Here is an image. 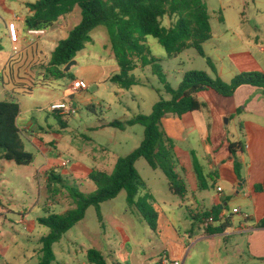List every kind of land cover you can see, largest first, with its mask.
I'll list each match as a JSON object with an SVG mask.
<instances>
[{
	"label": "rangeland",
	"instance_id": "obj_1",
	"mask_svg": "<svg viewBox=\"0 0 264 264\" xmlns=\"http://www.w3.org/2000/svg\"><path fill=\"white\" fill-rule=\"evenodd\" d=\"M35 1L0 0V74L12 51L11 42L4 35L6 32L4 22L25 16L26 2ZM201 1L207 8L211 35H213V39L202 44V48L213 56L210 55L215 67L216 51L214 49L218 37L230 38L236 35V31L240 32L237 34L241 36L244 33L250 36H259L261 32L264 33V0ZM77 9L80 13L79 8ZM77 15L78 12H75V16H72L69 21V31L78 24L80 14ZM174 20H176L175 17L170 20L166 16L162 19V24L171 25ZM239 21L245 22L240 28L234 29L233 26ZM16 24L24 27L23 22L16 21ZM69 31L66 32L69 33ZM91 36L92 42L86 43L85 48L77 53L74 59L76 64L66 72L65 77L53 79L48 86L41 87L38 84L32 93L15 95L12 99L18 102L20 110L24 111L23 114L32 118L44 132L51 130L53 134H44L43 139L36 143L22 136L25 149L34 155V161L30 165H17L12 161L0 160V195L4 199V204L16 212V215L9 213L7 220L10 221L0 218V264H6V261L11 264L21 261L20 253L28 248L35 249L33 262L38 259L36 248L41 244L33 236L25 235L18 212L26 211L27 219L34 220L37 216L44 217L50 213H65L72 210L75 203L69 195L68 188H75L83 194H89L97 189L93 181L83 178L80 171L76 169L77 165L83 163L88 168L99 169L101 166L95 163L92 157L95 153L104 154L106 164L111 163L105 169L112 171L116 159L129 154L143 139L144 129L140 124L126 126L123 130L106 127L104 130L97 131L91 129L95 124L113 120L125 121L140 114L148 115L160 98L165 100L170 98L164 92L163 84L151 73L150 66L141 69L142 64L137 57L133 58L137 67L132 74L141 78V81L145 82L144 85H134L129 89H123L111 82V76L119 69L107 35L103 29L99 28L92 32ZM65 37V32L46 31L41 41L45 44L47 58L56 44ZM145 45L149 48L151 55L160 59L159 64L166 75V82L173 88H177L183 74L187 71L202 70L211 74L206 58L200 56L194 48L186 49L177 56L168 57L156 38L147 36ZM43 62L44 59L42 62H33L37 66L33 68V74L38 83L45 80ZM40 63L43 64L40 65ZM24 67L25 65H22V68ZM74 78L85 81L88 84L87 89L81 90L79 94L73 89L66 92ZM65 92L71 97L64 101L75 105L76 114L63 116L66 117L67 127L61 128L57 118L51 113L48 102L51 97H55V93L61 95ZM9 96L8 91L0 83V100L10 99ZM188 129L190 130L189 127ZM185 136L187 141H173L174 155L179 174L191 184L196 179L192 170L190 151L191 148L199 150V147H196L197 141L194 136L190 134ZM52 140L55 142L54 145L49 144ZM46 157H54L58 163L69 161L64 168L68 172L74 171V174L66 175L59 169L60 171L53 172L60 175L61 180L45 183L40 177L39 170L46 163ZM135 168L144 181L138 196L148 192L152 194V205L159 213L161 225L159 230L156 232L150 229L137 208L128 204L126 192L121 191L116 198L100 204L101 221L98 219L97 209L90 206L86 210L84 219L76 223L54 243V264H89L86 254L90 248L99 250L108 264H118L115 260L119 264H130L123 261L124 253L121 254V259H118V251L125 252L131 249V264H142L144 258L140 256L139 243L146 247V255L152 257L146 264H158L159 254L162 258L168 256L163 253L166 249L165 237L169 234L173 236L175 230L184 231L187 221L192 220L190 213L182 202L169 192L168 180L160 169H152L143 158L136 161ZM47 204L49 209L46 208ZM173 215L178 221V227L175 228L170 222ZM35 226L38 227L37 229L44 228L36 221ZM121 227L127 229L126 232L130 237L126 249L121 246L124 238L119 229ZM208 256L209 245L206 242H200L192 249L191 258L185 264H208ZM167 264H171L170 261Z\"/></svg>",
	"mask_w": 264,
	"mask_h": 264
},
{
	"label": "trees",
	"instance_id": "obj_2",
	"mask_svg": "<svg viewBox=\"0 0 264 264\" xmlns=\"http://www.w3.org/2000/svg\"><path fill=\"white\" fill-rule=\"evenodd\" d=\"M27 6L31 11L25 19L27 28L47 29L52 27L59 17L70 13L74 7L80 9L79 23L57 43L49 59L43 62L45 79L65 77L66 65L75 59L77 53L85 48L86 43L92 42V32L100 28L107 35L119 69L111 76V82L123 89L144 85L145 82H142L141 78L132 74L137 67L133 58L137 57L141 61V69L150 66L151 73L163 84L164 92L170 96L168 100L160 98L148 115H135L125 121L113 120L107 124L108 127L122 130L126 126L140 124L144 129L143 139L129 154L116 159L111 172L104 169L90 170L87 179L96 184L97 189L94 192L83 194L75 188H68L69 195L75 203L72 210L65 213H50L37 220L40 225L50 230L40 240L39 264H52L53 244L84 218L90 206L97 209L98 219L101 221L100 204L116 198L121 191L126 192L128 204L134 205L150 229L156 231L158 212L152 205V195L145 193L138 196L144 181L135 168L136 161L143 158L152 169H160L168 180L169 191L174 195L184 199L187 193L186 183L177 170L174 142L166 134L162 119L168 115L181 117L199 110L201 103L197 93L202 90L212 89L222 96L229 97L238 87L251 85L261 88L264 94V72H241L229 82L221 79L212 59L205 55L202 48V44L211 38V25L207 8L201 0H36ZM166 16L169 19L175 17L176 20L170 26H165L162 19ZM147 36L156 38L168 57L177 56L186 49L194 48L200 56L206 58L211 74L202 70H190L183 74L177 88L171 87L166 82V75L159 64L160 59L151 55L145 45ZM24 58V54L10 57L0 74L1 85L14 95L30 94L39 84L33 74V68L37 66L32 60V63H26ZM22 65L25 67L22 68ZM19 114L20 106L16 101L0 100V160L25 166L34 161V155L25 149L22 132L17 124ZM52 114L62 128L67 127V120L62 119L64 118L62 115H57L55 111ZM229 149L232 154L235 153L233 144ZM194 167L201 181L196 159ZM234 168L240 178L239 164L236 161ZM50 173L49 182L61 180L54 172ZM255 190H264V185L256 186ZM208 215H217V212L216 210L205 212L197 219L201 220ZM224 227L222 224L217 228L209 227L205 230L214 233L223 231ZM86 256L89 264H106L104 257L96 249H89Z\"/></svg>",
	"mask_w": 264,
	"mask_h": 264
},
{
	"label": "crops",
	"instance_id": "obj_3",
	"mask_svg": "<svg viewBox=\"0 0 264 264\" xmlns=\"http://www.w3.org/2000/svg\"><path fill=\"white\" fill-rule=\"evenodd\" d=\"M28 3L33 2H26V6ZM77 8L76 6L70 13L59 17L53 26L47 28L46 31L65 32L67 36L68 32L66 31H69V21L72 16H75V12H78V15L80 14ZM30 14L31 11L27 6V14L22 18L16 17L14 20H5L6 32L4 35L11 42L12 51L9 53L3 68L10 57L20 54H24L26 63L31 60L41 61L43 57L44 61L49 59L46 56L45 44L41 41V37L32 42L26 35L27 26L25 19ZM16 21H19V23L23 22L24 27L21 24L17 25ZM244 22H237L233 28H240ZM9 24H14L15 35L10 33L8 29ZM237 33L240 32L236 31V35L230 38H225L224 36L218 37L215 44L216 59H213L216 61L218 75L225 82H229L235 75L241 72H264V33L261 32L259 36H250L246 33L241 36ZM212 39L213 35L207 41ZM14 47L17 48L16 51ZM204 53L210 58L213 57L205 50ZM52 80V78L45 79L44 82L39 83V86H48ZM74 80L82 79L74 78L70 82L66 92L73 91L71 84ZM66 92L61 95L55 93V97H51L48 105L70 98L71 96ZM75 92L79 94L82 91L78 90ZM8 94L10 95V99H13L15 96L9 91ZM197 98L201 103L199 110L186 113L181 117L168 115L162 119V126L166 134L173 141H187L185 134H190L197 141L196 147H199V150L191 148L190 151L192 170L196 180L189 184L182 177L187 187L186 196L184 199H181L175 195L187 208L192 220L187 221L184 231L175 230L173 236L169 234L165 237L164 243L166 249L163 253L168 255L167 257L171 262L176 260L179 261V264H185L191 258L192 249L200 242H206L209 245L208 264H264V190H255L256 186L264 185V94L259 87L242 85L229 97L222 96L212 89H207L198 92ZM88 107L90 106L88 105ZM23 113L24 111L20 110L17 124L25 139L36 143L43 139L44 134H53L51 130L44 132L32 118H28ZM57 115L60 114L57 113ZM62 119H65V117ZM108 123L107 121L100 122L95 124L91 129L96 131L104 130L108 127ZM54 143L53 140L49 142L50 145H54ZM231 144L234 145V154L229 149ZM103 155L95 153L92 158L95 163L101 166L99 169L108 171L105 167L110 166L111 163L106 164L105 155ZM194 159L198 163L201 181L196 174ZM235 161L239 164L240 178H238L234 168ZM45 162L39 170L40 177L43 178L45 183L49 182L48 174L59 169L66 175L74 174V171L68 172L64 168L65 166L62 165L64 161L58 163V160L54 157H46ZM76 169L80 171L83 178H87L92 168L79 163ZM76 169L74 170L76 171ZM218 188H221V191H218ZM148 193L151 194L150 192ZM46 206L49 209V204ZM235 208L238 209L237 213L233 212ZM213 210L217 212V215H215L217 220L208 227H205L204 220L209 215L201 220L197 219V217ZM9 213L16 215V212L4 204V199L0 195V218L10 221L7 220ZM18 215H20V224L26 232L25 235L27 237L33 236L41 244V238L50 232L47 227L37 229L38 227L35 226V221L37 222L41 216H37L34 220H28L26 211L18 212ZM157 222L158 231L161 227L159 213ZM170 222L173 228L178 227L175 215L171 216ZM222 224L225 225L223 231L208 233L205 230V228L209 227L217 228ZM119 229L124 236L121 246L123 249H126V246L130 242L129 234L126 232V228L121 227ZM138 245L140 256L144 258L142 264H146L152 257L146 255V247L144 245L141 243ZM40 248L41 246L36 248L38 255L36 262H33V252L35 249L28 248L23 253H20L21 261L13 264H39L41 258ZM122 253L125 255L123 261L131 264V249L125 252L123 250L118 251V259H121ZM162 259L161 254H159L158 264H167ZM104 260L108 264L105 257ZM53 262L54 259L52 264H54ZM115 262L119 264L117 260ZM5 263L11 264L8 261Z\"/></svg>",
	"mask_w": 264,
	"mask_h": 264
},
{
	"label": "built area",
	"instance_id": "obj_4",
	"mask_svg": "<svg viewBox=\"0 0 264 264\" xmlns=\"http://www.w3.org/2000/svg\"><path fill=\"white\" fill-rule=\"evenodd\" d=\"M8 29L12 35H15V26L14 24H9ZM46 34L45 28H27L26 35L32 42ZM16 47H14V50L16 51ZM71 87L74 91L78 90H86L88 85L82 80H74L71 84ZM50 111H55L59 113L62 116H70L76 114V107L71 102L66 101H60V102H54L49 105ZM69 161H64L62 165H67ZM218 191H221V188H218ZM234 213L238 212V209H233ZM217 220L215 215H209L204 220V226L208 227L210 224L214 223ZM163 262L168 263L169 258L167 256L163 257ZM172 264H179V261H170Z\"/></svg>",
	"mask_w": 264,
	"mask_h": 264
},
{
	"label": "water",
	"instance_id": "obj_5",
	"mask_svg": "<svg viewBox=\"0 0 264 264\" xmlns=\"http://www.w3.org/2000/svg\"><path fill=\"white\" fill-rule=\"evenodd\" d=\"M76 64L75 60H72L71 62H69L66 67L64 68V72H67L73 65Z\"/></svg>",
	"mask_w": 264,
	"mask_h": 264
}]
</instances>
